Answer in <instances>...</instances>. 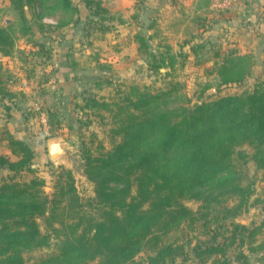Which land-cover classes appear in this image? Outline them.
<instances>
[{"label":"rangeland","instance_id":"rangeland-1","mask_svg":"<svg viewBox=\"0 0 264 264\" xmlns=\"http://www.w3.org/2000/svg\"><path fill=\"white\" fill-rule=\"evenodd\" d=\"M93 1L100 2L106 12H99L95 6L87 7L84 0H79L80 11H63L52 0L48 14L58 15L66 28L73 26L70 30L56 29L58 33L53 35L46 27L47 15L42 11L27 10L25 24L12 11L10 20L1 17L0 26L8 28L15 47L20 42L35 47L27 52L19 48L15 52L14 47L16 60L12 66L4 65L0 56L3 92L0 109L15 108L19 115L17 119H9L13 118V111L8 115L5 110L0 112V130L4 120L14 123V129L34 153L31 168L35 173L14 174L0 168V182L9 178L27 182L36 175L45 182L43 193L50 196L63 169L71 173L78 196L86 202L94 197V185L85 173L84 156L86 152L109 150L113 139L109 114L102 112V120L93 100L113 110L125 103V96L134 98L149 93L157 97L150 106V112L156 113L264 88V0L258 3L257 27L250 31L253 40L241 48L223 47L209 39L210 24L203 23L201 16L189 15L183 0ZM117 1L119 10L113 13L107 5L113 6ZM33 5L36 7L37 3ZM169 7L173 12L167 13L168 18L175 15L179 20L172 22L167 31L160 21L162 11ZM211 8L216 13L225 11ZM190 18L192 21L186 24ZM25 25L32 32L24 34ZM213 33L214 38L225 37L218 30ZM138 36L144 39L146 50H138L141 47ZM44 40L65 44L57 55L53 48L45 46ZM39 44L43 50L39 49ZM61 57L67 58L61 62ZM49 66L55 69L49 72ZM167 91L170 93L159 100V93ZM2 138L0 132V155L5 156ZM48 143L59 144L65 154L52 160L47 152ZM245 151L251 154L249 149ZM9 158L13 159L10 155ZM242 168L254 183L246 209L236 217L218 220L212 208L201 210V202L184 200L183 205L196 215L207 212L206 220L181 221L162 234L160 240L183 244L186 251L215 240L226 243L224 256H216L224 264H264V175L255 170L252 161ZM233 203L226 201L229 206ZM37 223L40 232L48 235L49 246L53 247L57 241L46 230L44 219H38ZM233 225L243 229H238L235 239L231 240ZM151 249V246L144 247L135 259L145 260L154 254ZM45 251L35 249L23 255L33 263ZM189 255L190 252L177 258L174 264H198Z\"/></svg>","mask_w":264,"mask_h":264},{"label":"trees","instance_id":"trees-1","mask_svg":"<svg viewBox=\"0 0 264 264\" xmlns=\"http://www.w3.org/2000/svg\"><path fill=\"white\" fill-rule=\"evenodd\" d=\"M10 1L25 24L34 1ZM54 1L63 11H77L71 0ZM84 1L106 12L100 2ZM23 28L24 34L32 32ZM136 39L138 50L145 49L144 39ZM15 45L8 28L0 27V56L12 55ZM168 93H159V100ZM156 98L149 93L125 96V103L113 110L93 100L102 120V112L109 114L113 139L109 150L102 147L84 156L85 173L94 185L91 200L80 199L71 173L63 169L50 196L36 175L27 182H0V264H174L189 252L198 264H224L216 256H224L226 243L213 240L186 251L183 244L164 243L160 237L181 221L206 220L207 212L196 215L184 200L201 202V210L212 208L218 220L247 208L254 183L241 167L252 161L264 175V88L151 113ZM0 132L13 158L0 155V168L34 174L31 148L14 139L5 125ZM229 200L234 202L230 206ZM41 218L57 241L53 247L40 232ZM232 227L234 240L243 227ZM148 246L154 254L136 260ZM35 249L46 251L29 263L23 253Z\"/></svg>","mask_w":264,"mask_h":264},{"label":"crops","instance_id":"crops-1","mask_svg":"<svg viewBox=\"0 0 264 264\" xmlns=\"http://www.w3.org/2000/svg\"><path fill=\"white\" fill-rule=\"evenodd\" d=\"M33 1L34 3H37L36 7L32 5L33 9H36L38 13L40 11L46 13L47 16L45 17L44 22L47 24L46 27L49 29V31H51L52 35L53 33L55 34L58 33L57 31L59 29L70 30L71 27H73L71 25L70 27L66 28L65 22H63L62 19L58 15L48 14L49 12H51L50 5L52 4V0H33ZM71 2H72V5L76 9H78V11H80L81 3H79V0H71ZM130 2L131 1H129V3ZM183 2L184 4L187 5V12L189 15H195V18L196 16H201L202 17L201 21L202 20L204 21V22L202 21L203 23L210 24V28L208 29L209 31H211L210 33H208L209 39H214L213 41L216 42L217 44H222L223 47L225 45H228V46H235L237 48L239 47L241 48L242 46H246L248 41L253 40V38L250 35V31H252V29L257 27V25H255V22L260 19L259 18L260 6L258 5V3H260V0H236L230 9L225 10L223 13H216L215 11L212 10L210 6L211 0H183ZM119 4L120 2L117 1L113 6L110 3L107 6L111 12L115 13L119 10ZM25 10H27V7H25ZM10 11H12L11 1L10 0H0V19L2 17L3 20H10L12 18ZM170 11L173 12L172 7H169L168 10H163L162 19L160 21L162 28H164V30H167V31L170 25L172 24V22L179 20L175 17V15H171V17L168 18L167 13ZM190 21H192L191 18L187 19L186 24H189ZM194 21H196V19ZM56 29L57 31H55ZM216 30L222 32L225 35V37L217 36L214 38L213 31H216ZM199 31L202 32V29ZM203 36H206V35H203ZM43 43L45 44V46H47V48H53L54 49L53 53L57 55H58L59 50L65 44L64 41H61V43H59V42H52L50 40L49 41L44 40ZM17 48L24 49L26 52L30 49L31 50L35 49V47H32L31 45L27 43H23V42H20L19 46L15 47V52ZM15 52L11 56L1 57L2 58L1 60H4L3 61L4 65L6 64H8V66L13 65L14 61L16 60ZM76 55L77 54H75V56ZM66 58L67 57L65 58L61 57L60 61L63 62V60ZM48 68H49L48 69L49 72L55 69L54 66H49ZM3 110H5V114L7 115L10 112L12 113L13 111L12 113L13 118L10 117L9 119H17L19 116L18 111L15 108H12V110L9 108H5V109L2 108L0 109V112H2ZM0 116H2L1 113H0ZM9 119H6V120L8 121ZM6 120L3 121L5 122L4 125L9 130V132L12 134L14 139L24 141L23 137L18 133L17 130L14 129V126H13L14 123L10 120L6 123ZM2 142H3L2 144L5 145V142L4 141ZM5 154H6L5 156L10 155L7 148H5Z\"/></svg>","mask_w":264,"mask_h":264},{"label":"water","instance_id":"water-1","mask_svg":"<svg viewBox=\"0 0 264 264\" xmlns=\"http://www.w3.org/2000/svg\"><path fill=\"white\" fill-rule=\"evenodd\" d=\"M47 152L52 160L55 159L57 156H62L65 154V151L57 143H48Z\"/></svg>","mask_w":264,"mask_h":264},{"label":"built area","instance_id":"built-area-1","mask_svg":"<svg viewBox=\"0 0 264 264\" xmlns=\"http://www.w3.org/2000/svg\"><path fill=\"white\" fill-rule=\"evenodd\" d=\"M235 0H211V7L221 10H229Z\"/></svg>","mask_w":264,"mask_h":264}]
</instances>
